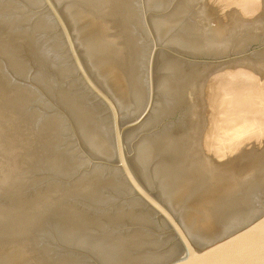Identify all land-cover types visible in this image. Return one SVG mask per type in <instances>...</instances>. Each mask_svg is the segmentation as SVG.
<instances>
[{
    "label": "water",
    "instance_id": "95a60500",
    "mask_svg": "<svg viewBox=\"0 0 264 264\" xmlns=\"http://www.w3.org/2000/svg\"><path fill=\"white\" fill-rule=\"evenodd\" d=\"M232 78L264 110V12L0 0V264H264V179L209 156Z\"/></svg>",
    "mask_w": 264,
    "mask_h": 264
},
{
    "label": "rangeland",
    "instance_id": "374dc122",
    "mask_svg": "<svg viewBox=\"0 0 264 264\" xmlns=\"http://www.w3.org/2000/svg\"><path fill=\"white\" fill-rule=\"evenodd\" d=\"M206 2L220 5L221 16L226 14V19H232V24L239 20L241 24H245L262 19L264 12V0H206ZM232 80L237 90L232 87L230 80H224L222 99L214 110V132L210 142L212 145L209 147L215 146L216 153L209 149V156L220 160L219 168L234 172L235 179H244V184H250L248 176H252V181L264 179V129L258 130L251 122L264 121V110L252 103V113L258 115H250L251 93H259V89H253V78ZM235 131L240 132L235 134ZM222 143L224 147H220Z\"/></svg>",
    "mask_w": 264,
    "mask_h": 264
},
{
    "label": "bare ground",
    "instance_id": "6f19581e",
    "mask_svg": "<svg viewBox=\"0 0 264 264\" xmlns=\"http://www.w3.org/2000/svg\"><path fill=\"white\" fill-rule=\"evenodd\" d=\"M253 109H254V108H253ZM261 115H262V114H261ZM249 116H250V115H249ZM244 118H245V117H244ZM262 118H263V117H262ZM247 119H248V118H247ZM241 121H242V120H241ZM249 122H250V121H249ZM242 124H243V123H242ZM219 127H220V126H219ZM239 127H240V126H239ZM237 128H238V127H237ZM240 128H241V127H240ZM237 130H239V129H237ZM243 130H244V128H243ZM243 130L241 129L242 132H243ZM239 132H240V131H239ZM239 132H238V133H239ZM236 133H237V131H235V134H236ZM238 133H237V134H238ZM246 133H247V131H246ZM230 134H231V133H230ZM230 134L228 133V135H230ZM242 134H243V133H242ZM233 135H234V134H233ZM236 136H237V135H236ZM240 136H241V135H240ZM240 136H239V137H240ZM223 137H224V136H223ZM227 137H228V136H227ZM232 137H234V136H232ZM234 138H235V137H234ZM237 138H238V137H237ZM239 139H240V138H239ZM225 140H226V139H225ZM236 140H237V139H236ZM238 142H239V141H238ZM231 144H232V143H231ZM235 144H236V142H235ZM210 145H212V144H210ZM220 145H221V144H220ZM225 145L228 146V144H225ZM233 145H234V144H233ZM233 145H231V146H233ZM214 147H215V146H214ZM216 147H217V146H216ZM220 147H224V143H222V145H221ZM220 147H219V149H220ZM225 147H226V146H225ZM229 148H230V147H229ZM229 148H228V149H229ZM210 150H211V149H210ZM215 150H216V149H215ZM220 150H221V149H220ZM220 150H219V151H220ZM223 150H224V149H223ZM230 150H231V148H230ZM230 150H228V151H230ZM214 152H215V151H214ZM215 153H216V152H215ZM229 154H230V153H229ZM229 154H228V155H229ZM231 154H232V153H231ZM214 156H215V155H214ZM216 156H217V155H216ZM222 159H223V158H222ZM226 159H227V158H226ZM237 159H238V158H237ZM237 159H236V160H237ZM218 160H219V159H218ZM219 161H220V160H219ZM219 161H218V162H219ZM228 161H229V160H228ZM225 162H226V161H225ZM238 162H239V161H238ZM221 163H222V162H221ZM235 163H236V162H235ZM233 164H234V163H233ZM235 165H236V164H235Z\"/></svg>",
    "mask_w": 264,
    "mask_h": 264
}]
</instances>
